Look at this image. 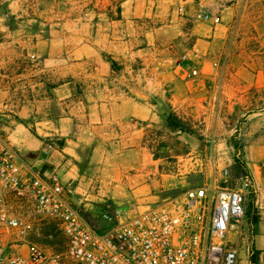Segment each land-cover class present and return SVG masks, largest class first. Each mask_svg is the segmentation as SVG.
<instances>
[{"label":"crops","instance_id":"0c3cea01","mask_svg":"<svg viewBox=\"0 0 264 264\" xmlns=\"http://www.w3.org/2000/svg\"><path fill=\"white\" fill-rule=\"evenodd\" d=\"M50 1L13 0V28L0 10V136L24 173L57 174L101 225L108 206L144 211L190 186L160 174L171 113L205 139L208 178L231 168L236 132L258 217L239 264L254 250L264 264V0Z\"/></svg>","mask_w":264,"mask_h":264},{"label":"built area","instance_id":"2783aa9c","mask_svg":"<svg viewBox=\"0 0 264 264\" xmlns=\"http://www.w3.org/2000/svg\"><path fill=\"white\" fill-rule=\"evenodd\" d=\"M24 169L0 136V264H239L249 175L232 186L228 167L214 169L201 185L144 211L106 207L98 227L68 198L57 174ZM46 220L63 234L59 252L31 237Z\"/></svg>","mask_w":264,"mask_h":264},{"label":"rangeland","instance_id":"374dc122","mask_svg":"<svg viewBox=\"0 0 264 264\" xmlns=\"http://www.w3.org/2000/svg\"><path fill=\"white\" fill-rule=\"evenodd\" d=\"M15 1L22 7L23 10L27 11L30 7H34L38 2L43 3L44 0ZM51 1L53 3L54 10H59L62 6L70 4L69 0ZM0 10L5 11V19L11 23V28L14 26L16 27V23L25 18H16V16L12 15L13 0H0ZM186 126L188 129L182 134L181 131L171 130L172 134H168V139L162 143V146L165 147V149L156 155V158L160 159V174L165 176L179 174L175 180H178V188L182 190L184 189L182 186L183 184L187 183L190 185L189 187L201 185L210 178H208L209 168H206L207 160L211 158L210 154L200 150L201 148L203 150V147L206 145L205 139L198 132V129L192 128L190 125H187V123ZM179 136L180 138H178ZM236 137L237 133L235 132L234 135L230 137V144L232 145L233 142L234 144L237 143L240 146H244L243 140ZM236 156H239L241 161L245 163L243 153H240L236 147H234V151H231V153L227 155L226 158L231 160L232 163L230 166L231 168L229 169L230 183L232 186L241 184V179L247 175V171L239 164H236ZM214 171L215 170H213V172ZM254 198L255 194L252 188L248 194L246 218L244 222V233L246 232V236L250 237V240L252 237V230L250 226L255 222L254 217L257 216L253 203ZM36 221H38V219H36ZM91 221V223L99 227V224L95 222V220ZM31 237L42 243V245L47 246V249L51 251L59 252L62 250L63 234L53 221H43L40 226H37L35 233L31 234Z\"/></svg>","mask_w":264,"mask_h":264},{"label":"trees","instance_id":"16d2710c","mask_svg":"<svg viewBox=\"0 0 264 264\" xmlns=\"http://www.w3.org/2000/svg\"><path fill=\"white\" fill-rule=\"evenodd\" d=\"M167 125L168 127L171 129V130H174V131H181V134L182 133H185L187 131V126H186V123L183 122L181 119H179L175 114L171 113L168 117H167ZM232 145L234 147L237 148L238 151H240V153L242 152L243 150V146H240L238 145L237 143H233L232 142ZM235 162L236 164H239L240 166H242L246 171H247V175H249V172L247 170V167H246V164L244 162L241 161L240 157L239 156H236L235 157ZM258 219V217H254V221L256 222ZM251 261H252V264H256V251L254 250L253 251V254L251 256Z\"/></svg>","mask_w":264,"mask_h":264}]
</instances>
